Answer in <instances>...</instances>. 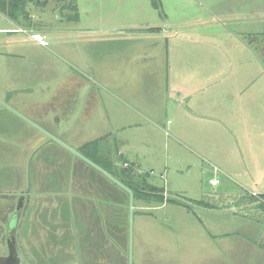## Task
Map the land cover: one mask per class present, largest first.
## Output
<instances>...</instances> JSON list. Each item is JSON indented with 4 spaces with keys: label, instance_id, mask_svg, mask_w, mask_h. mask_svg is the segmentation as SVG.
<instances>
[{
    "label": "crops",
    "instance_id": "1",
    "mask_svg": "<svg viewBox=\"0 0 264 264\" xmlns=\"http://www.w3.org/2000/svg\"><path fill=\"white\" fill-rule=\"evenodd\" d=\"M194 1L197 7L209 9L213 23L234 32L231 35L233 44L219 38H215L217 42L211 40L215 51L211 57V72L202 73L200 62L194 65L196 68L191 73L185 63L188 56L179 54L180 49L173 40H154L152 33L147 31L145 36L136 32L129 38L119 39V42H125L123 47L117 46V39L108 42L102 52V74L98 70L96 73L95 67L90 68L95 76L94 90L83 86V95L78 99H75L74 86L80 81L72 75L66 74L68 78L56 85L36 83L31 87L16 78L19 72L6 73V83L2 85L0 81V141L27 142L22 147L18 144L13 154L18 165L25 167L23 172L14 168L8 184L0 179V257L8 255L7 240L13 233L23 264H264V200L257 197L264 195V50L262 62H259L261 68L253 70L251 62L256 61V57L252 56L251 50L255 42L249 38L252 30L264 26V0ZM173 2L181 6L179 0ZM131 6L122 12L123 19H127V12H132L133 21L141 19L136 27L154 28L143 15L139 16L142 8ZM174 11L181 10L175 7ZM162 22L164 27H170L174 20L172 22L164 13ZM33 36L38 38L40 46L45 45L39 34ZM156 63L158 66L154 69ZM164 64L167 86L163 82ZM198 70L200 72H195ZM34 74L37 79L44 76L41 68H35ZM224 79L227 80V91L219 84ZM208 81L211 82L202 87ZM87 92L99 96L85 97ZM102 94L106 95L105 103H102ZM155 101L163 109L174 112L178 108L179 118L195 125H221L217 130L226 132L243 155L235 162L237 169L231 170L242 180L239 185L242 192L228 203L221 201L230 194L225 195L226 191L220 189L210 194L212 203L203 201L209 208L195 206L200 216L223 210L231 216L225 221L232 223L229 231L207 233L206 243L210 244L153 248L139 245L137 236V244H129V211L131 216L136 214L137 221L147 218L151 223H155L156 213H184L180 216L183 230L193 228V224L188 223V216L203 228L197 214L165 201L175 198L185 202L191 198L149 182V174L153 172L149 158L153 154L148 145L141 147L133 160L124 157L123 151H129L133 138L119 139L117 133H123L128 127L158 126L149 110H154ZM220 102L226 103L223 108ZM220 108L226 110V116L216 113L215 109ZM80 117L91 125L106 119L112 124L113 132L95 137L89 133L74 140L80 133L83 121H79ZM9 124L13 127L8 128ZM182 138L193 141L192 147L201 148L202 137ZM55 140L66 142L73 149L75 142L77 158L70 160L66 149ZM36 142H39L38 148ZM91 142L97 143L84 148ZM251 142L256 145L255 150L251 148ZM185 148L193 152L190 147ZM28 152L30 155L27 156ZM138 160H143L148 173L137 165ZM102 162L106 163V168L102 167ZM128 166L134 173L135 170L145 173L147 185L162 189L164 202L132 196V201H128L131 207H125L130 191L124 185L127 182L122 175L117 177V171ZM2 171L0 168V175ZM95 171L102 177L95 175ZM228 172L227 176H232ZM218 185L220 182L212 186ZM114 194L121 201L115 202ZM20 198L22 209L18 215L16 206ZM165 221L168 234L172 235L176 225L169 218ZM157 228L161 227L157 225ZM147 235H153V231H147ZM170 252L188 254L178 263L174 262L177 256L171 261L168 256L167 260L162 259V253Z\"/></svg>",
    "mask_w": 264,
    "mask_h": 264
},
{
    "label": "rangeland",
    "instance_id": "2",
    "mask_svg": "<svg viewBox=\"0 0 264 264\" xmlns=\"http://www.w3.org/2000/svg\"><path fill=\"white\" fill-rule=\"evenodd\" d=\"M173 1L156 0L158 6L154 8L152 0H78V3H76L80 19L78 22L68 21L67 16L72 14L67 9L68 3L63 4L56 0H45V6L41 8L31 4L27 5L26 10L29 16L27 20L22 18L10 20L0 13V81L4 85L6 83L5 79L8 77L6 73L17 71L19 76L16 78L28 86L35 87L36 83L56 85L65 79L66 74H69V76H73V79L80 81L74 86L75 99L83 95V92H81L83 86L91 87L94 90L95 83L93 79L95 76L92 75L90 68L95 67L96 73L98 70L99 74H102V52L106 48V44L117 39V46L123 47L125 42H119V39L129 38L135 35L136 32H139L141 36H145L144 33L147 32L145 29L136 27V24H139L138 21L141 19L133 21L134 14L132 12L126 13L127 19L122 18V12L127 6L131 5H138L143 9L139 16L143 15L146 21L155 28L154 31H148L152 33L151 37L154 40L166 42L173 40L180 49L179 54L188 56L185 63L188 65L189 70L195 69L194 65L201 62L202 73L211 72V57L215 53L211 40L219 38L224 40L225 43L228 41L233 44V37H231L232 33H234L233 30L213 23L209 9L197 7L194 0H179L181 5L179 7ZM167 6L168 9L166 8ZM175 7L180 8L181 11H174ZM164 13L169 15L172 22L174 20L175 23L173 22L172 26L164 27L162 22ZM261 28L252 30L253 36L252 34L249 36L250 41L255 42L251 50L252 56L256 57V61L252 60L251 62L253 70L261 68L259 62H262V51L264 50V26ZM35 34H39L41 39L45 40L46 43L43 47L39 45L38 38L34 39L33 35ZM155 66L154 69L157 68L158 64L156 63ZM163 67V82L164 86H167L165 80L167 68L165 64ZM35 68H41L44 76L37 79L34 74ZM51 69L55 70L51 72ZM192 72L194 71L192 70ZM31 74L32 78L29 79ZM211 81H208L202 87H205ZM226 81L224 79V81L219 83L224 91L228 90ZM92 94H94V97L99 96L98 93L87 92L85 97H89ZM106 101V95L102 94V103ZM219 104L223 108L226 103L220 102ZM149 110L151 114L153 113L158 126L154 127L147 124L128 127L123 130V133H117V138H133L129 151H123L124 157L128 160H133L134 154H137L141 147L148 145L149 150L153 154L152 158H149L153 165V172L149 174L150 183L157 187H163L166 191L177 192L180 195L191 198V200L194 199L193 201L202 200L207 203H212L210 194L220 189L226 191L225 195L227 193L230 194L228 197H224V201H221L228 203L233 200L232 197L242 192L241 186H239L242 185V180L237 178L231 170L237 169L235 162L243 155L239 154L237 145L231 137H227L226 132L222 133V131L217 130L220 129L221 125H213V127L195 125L179 118L178 108L174 112L171 109H163L158 101H155L154 110ZM215 110L217 114L226 116L225 109V111L221 108ZM145 112L147 111L145 110ZM81 120L84 121L80 117L79 121ZM96 120L98 119H92V121ZM138 120L139 122L142 121L141 118ZM83 121L80 124V133L74 140L87 136L89 133H91V137L100 134L105 135L107 131L113 129L112 124L107 122L106 119H102L97 124L92 125L89 121ZM11 127L13 126L9 124L8 128ZM190 135H198L203 138L200 143L201 148H195L194 145L192 147L193 141H185L182 138V136ZM173 136H178L179 138H174ZM176 139H179L180 142ZM242 141L238 142L240 146ZM26 142L21 140L18 142L0 141V168L3 169L0 179L3 182H9L10 172L14 168H18L17 170H22V172L25 169L23 165H18V161L13 154L18 144L22 147ZM55 142L66 149L67 154L71 156L70 160L77 158L75 153L78 154V152L74 151L76 149L75 142H73L74 149L70 148L64 141L55 140ZM39 146V142H36V148ZM185 147H190L193 152H190ZM255 147L256 145L251 142V148L255 150ZM69 152L75 155H71ZM28 155H30L29 152L27 153ZM244 159L246 160V158ZM117 164L120 165V161ZM137 165L142 170L146 169L148 173L149 170L144 166L143 160H138ZM102 167L106 166L102 165ZM227 170L232 176H227ZM94 173L102 177L97 171ZM138 174L141 178L146 177V175H143L145 173L141 174L135 170L134 175L137 176ZM212 179H217L220 185L212 186L210 184ZM228 186H231V188ZM116 196L117 194H114V201H121ZM120 196L122 197V195ZM126 197L129 199L124 202L126 204L125 207H131L130 203L128 204V201H132L131 193L129 192V196L127 195ZM193 211L200 217L203 228L193 221L192 217L189 218L188 216V223L193 224V228L187 227V229L183 230L184 227L181 226L182 217L180 216L184 213L180 215H170V213L167 214L166 212L156 213L155 223H151L147 218H141L137 221L136 214L131 216L129 211V244H137L135 236L139 239V245H148L153 248L157 246L210 244L206 243L207 233L227 232L230 230L232 223L228 224L225 221L231 216L226 211H211L205 213V215L203 213L202 216H200L195 206H193ZM207 215L210 217H207ZM166 218H169L171 223L176 225V231H173L172 235L168 234ZM212 218H215V220H212ZM157 225L161 228H157ZM149 230L153 231V235H147ZM159 254L157 253L156 255L160 256ZM162 254V259L165 260L166 256H168L170 261L177 256L174 262L178 263L183 261L182 257H186L188 253L173 254L170 252Z\"/></svg>",
    "mask_w": 264,
    "mask_h": 264
},
{
    "label": "trees",
    "instance_id": "3",
    "mask_svg": "<svg viewBox=\"0 0 264 264\" xmlns=\"http://www.w3.org/2000/svg\"><path fill=\"white\" fill-rule=\"evenodd\" d=\"M56 1L59 3H63V4L68 3L67 9L70 12H72L71 15L67 16L68 21L77 22L79 20L78 8L75 3V0H56ZM45 3H46L45 0L43 1L41 0H0V13L6 16L10 20H18L19 18L27 20L29 18L28 11L26 10L27 5L31 4L36 7L41 8L45 6ZM152 4L154 7L158 6L156 0H152ZM154 30L155 28L147 29V31H154ZM96 143L97 142L88 143L84 145V148L91 147L95 145ZM102 165L106 166V163L102 162ZM117 172H118L117 177H121L122 175V178L126 180L127 183H124V185L130 191L133 197L143 198L145 200L151 198L152 200L158 203L164 202L163 190L156 188L154 186L147 185L146 177L141 178V176H138V175L135 176L131 166L118 169ZM111 175L112 177L115 178V174L111 173ZM257 197L264 200V195H260ZM165 201L172 205L181 206L188 213H191L193 215H195L193 211V206L209 208V206L203 201L185 200V202H182L175 198H167Z\"/></svg>",
    "mask_w": 264,
    "mask_h": 264
},
{
    "label": "water",
    "instance_id": "4",
    "mask_svg": "<svg viewBox=\"0 0 264 264\" xmlns=\"http://www.w3.org/2000/svg\"><path fill=\"white\" fill-rule=\"evenodd\" d=\"M22 198H20V201L18 205L16 206V213L19 215L20 211L22 209ZM9 252L6 257H0V264H23L24 259L18 249V246L16 244V240L14 238V234L12 233L9 239L7 240Z\"/></svg>",
    "mask_w": 264,
    "mask_h": 264
},
{
    "label": "built area",
    "instance_id": "5",
    "mask_svg": "<svg viewBox=\"0 0 264 264\" xmlns=\"http://www.w3.org/2000/svg\"><path fill=\"white\" fill-rule=\"evenodd\" d=\"M215 170H216V169H215ZM210 183H211L212 185H216V184H218L219 182H218L217 179H212V180L210 181Z\"/></svg>",
    "mask_w": 264,
    "mask_h": 264
}]
</instances>
